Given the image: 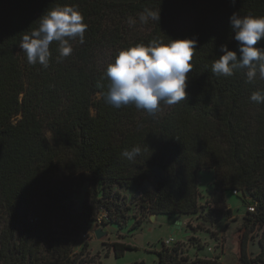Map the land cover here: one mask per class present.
I'll return each mask as SVG.
<instances>
[{"label":"trees","instance_id":"trees-1","mask_svg":"<svg viewBox=\"0 0 264 264\" xmlns=\"http://www.w3.org/2000/svg\"><path fill=\"white\" fill-rule=\"evenodd\" d=\"M64 5L83 14L84 42L71 41V55L58 61L54 41L49 66L30 65L20 48L23 35ZM145 9L159 10V22L141 23ZM233 13L264 17V0H0V264H101L87 241L78 251L75 244L101 209L104 224H126L122 189L132 191L141 215L194 214L202 207L197 182L204 169H213L214 205L203 219L219 221L230 210L225 192L237 190L248 215L240 262L264 264V103L250 100L264 92V80L247 82L245 70L230 77L212 72L221 45L238 49ZM185 38L197 40L185 100L161 102L154 116L106 102L105 70L120 50ZM134 146L141 153L130 162L121 153ZM84 185L81 208L74 210L71 199ZM141 222L137 217L131 228ZM254 229L260 250L250 257ZM111 245L117 255L131 248ZM178 251L164 245L159 264H190Z\"/></svg>","mask_w":264,"mask_h":264},{"label":"clouds","instance_id":"clouds-1","mask_svg":"<svg viewBox=\"0 0 264 264\" xmlns=\"http://www.w3.org/2000/svg\"><path fill=\"white\" fill-rule=\"evenodd\" d=\"M234 4L235 0H231ZM159 10L145 9L138 14L141 23L149 20L159 22ZM83 14L75 6L64 5L53 8L40 18L38 27L22 37L20 48L26 54L30 65L39 63L49 66L52 42L59 46V57L71 55V41L84 42V33L88 25L83 22ZM130 26L136 19L129 17ZM230 27L237 42V51L220 46L223 55L212 64V72L218 76L230 77L235 70H245L247 82L259 78L264 80V47H257L264 40V17L251 14L239 17L233 13L229 17ZM197 40L185 38L171 40L165 45L153 40L118 52L114 61L106 67V76L110 80L106 102L116 109L134 105L148 115L154 116L161 102L175 105L187 98L188 73L192 70L191 60L196 50ZM250 100L264 103V92H253ZM141 153L139 146L124 150L121 155L128 161H135Z\"/></svg>","mask_w":264,"mask_h":264},{"label":"rangeland","instance_id":"rangeland-1","mask_svg":"<svg viewBox=\"0 0 264 264\" xmlns=\"http://www.w3.org/2000/svg\"><path fill=\"white\" fill-rule=\"evenodd\" d=\"M213 169H204L198 172L197 187L200 192L199 203L202 206L198 213L194 214H162L150 218L145 212L141 215L138 205L131 202V190L122 189L126 195L128 218L123 227L118 228L116 224H104L106 216L101 209L91 226L82 233L75 244L78 251L84 241H87L90 255L94 256L96 262L101 264H131L143 261L145 264H159L157 251L164 245L169 248L177 245L179 256L185 255L190 264H203L192 262L198 259L216 261L215 264H241L240 241L242 231L247 223L246 203L241 196L225 192V205L230 208L217 222H209L203 219V210L213 206L211 194L213 192ZM84 185L79 194L72 197L74 210L81 208L84 198ZM141 217L139 226L131 228L133 221ZM101 227V237H97L94 229ZM259 230L254 229L248 234L247 253L254 257L260 250L257 243ZM85 234V236L83 235ZM175 234V235H174ZM118 242L129 245L121 253L111 243Z\"/></svg>","mask_w":264,"mask_h":264},{"label":"water","instance_id":"water-1","mask_svg":"<svg viewBox=\"0 0 264 264\" xmlns=\"http://www.w3.org/2000/svg\"><path fill=\"white\" fill-rule=\"evenodd\" d=\"M156 215H157V213L153 212V213L150 214V218L153 219V218L156 217ZM102 232H103V230H102L101 227H97L96 229H94V233H95V235H96L97 237H101ZM174 235H175V234H174Z\"/></svg>","mask_w":264,"mask_h":264},{"label":"built area","instance_id":"built-area-1","mask_svg":"<svg viewBox=\"0 0 264 264\" xmlns=\"http://www.w3.org/2000/svg\"><path fill=\"white\" fill-rule=\"evenodd\" d=\"M233 193L234 194H238V191L237 190H233ZM248 210L249 211H254V204H251L250 206H248ZM85 236V234H83Z\"/></svg>","mask_w":264,"mask_h":264}]
</instances>
